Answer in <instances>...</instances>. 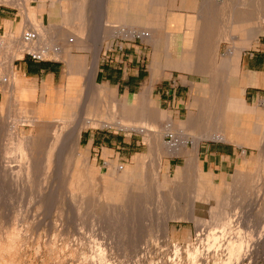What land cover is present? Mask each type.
Here are the masks:
<instances>
[{
    "label": "rangeland",
    "instance_id": "rangeland-1",
    "mask_svg": "<svg viewBox=\"0 0 264 264\" xmlns=\"http://www.w3.org/2000/svg\"><path fill=\"white\" fill-rule=\"evenodd\" d=\"M28 1L35 9L39 5L36 15V19L39 20L42 19L43 12L50 7L54 0L41 3L39 0ZM66 1L71 8L74 5L71 2L76 0H63L62 3L53 4V6L56 5L55 8L58 11L56 15L58 18L62 17V22H51L47 19V27L54 25L49 28L52 32L59 29V26H62L64 22L63 16L64 9H66ZM95 1L83 0L84 4H86V16L84 19L85 24H81L80 30L83 31L85 28L84 31H87L88 34L92 33L94 29L93 2ZM233 1L234 4L232 2L231 6H234L230 7V10L233 9L237 14H241L243 19L240 22L237 21V23L236 21L230 22L228 18L231 14L230 10L226 11L224 15L223 13L214 14V19L209 20H200L196 17V13L195 15L193 14L192 19L195 18L197 26L204 21L207 24V28L211 30L196 31L198 36H194L197 37L198 41L209 37L206 33L220 32L216 59L207 61L200 60L197 57V61L194 60L197 63L205 62L204 67L182 69L177 66H166L165 64L167 48L171 44L175 45L174 47L179 44L177 50L181 51L183 56L185 55L186 51L184 44L181 45V40H184L183 36H185L187 31H158L159 33L157 34L162 37V50L157 52L154 50L152 42L138 36L130 37L131 31H126L127 34L119 31V37L124 38L125 45L141 43L142 59L144 60L141 64L147 67L148 74L153 70L151 65H154L152 61H154L156 55L160 57V61L165 66L157 68L158 71H161L158 82L155 81L156 73L153 71L150 83L145 86L144 83L141 84L135 93L129 94L128 90L121 92L118 86L114 84L109 86L113 91L111 89H103L93 92L87 82V76L88 71L92 69L94 59H91L92 61L89 59V61L87 60L88 62L84 60L83 62L84 58L87 59V55L84 53L86 50L75 49L73 53L76 55L74 56L76 58L75 62L80 65L85 63L86 68L78 76V86L73 91V94L78 97L79 106L66 109L68 114L66 113L64 118L68 122L54 121L49 125L47 124V126H32L30 123H19L20 131L23 135H32L33 137H31L36 139L35 144L29 148H24L20 145L16 146L17 144L10 141V136L8 137L6 133L0 131V164H3L2 168L0 165V169H3L4 165L8 167L11 159L14 160L12 161L13 165V162L19 156L17 161L19 160L20 164L15 162L13 166H15L14 170L17 171L19 169L18 172L22 171L21 173L19 172L20 176H17L18 174L16 175V173L18 172H13L14 170H12V173L15 174V178L14 175H12V178V173L9 174L11 172L9 168L13 169L12 166L7 168L10 171L8 177L4 175L7 172L6 168L3 172L0 170V264H105L97 255L99 247L104 248L103 252H106V264H230V262H235L236 264H264V238L261 237L264 229V139H262V136H264V91H262L261 98L257 102L259 107L258 123H255L254 126V131L260 135V139L257 141L248 140L250 143L249 148L241 149L244 158L242 165L236 167L227 178L221 180L219 175L213 178V174L210 175L208 172H203L204 177L200 181L202 183L201 189L199 188L197 172L180 179V183H164L163 171H165V166L170 167L168 176L177 178L176 172L182 170L185 164V157L183 155H165L162 153V149L155 145L154 140L151 139V143L149 142V129H147V132H139L126 131L115 125L107 128L101 126L86 127L81 132L80 144L77 147L73 146V141L69 137L74 127L82 125L78 119L82 115L83 109L81 107L84 103H89L91 100L93 103L105 102L106 110L114 114L115 119H124L120 104L125 101L126 97L129 98L127 101L128 109L134 108L139 103L143 104L138 95L150 88L152 82L154 87L150 92L148 102L144 101L143 107L146 108V111H149L147 110L149 108L148 105L150 104V107L154 105L172 116L171 107L167 103L162 106L158 103L162 87H165L164 84L169 82H163L164 84L159 82H162L163 78L180 77V75H183V71L189 73L194 81L196 76H199L198 80L200 82L209 81V79L213 82L218 81L213 76L222 77L224 75H221V72L214 73L209 72V70L223 68L225 62H230L227 56L229 49L238 45L242 39L251 34V36L253 35V41L250 46L243 49L240 66L241 74H246L249 61L259 51H264V0ZM78 2H81V0H78ZM98 3H100V0H98ZM0 8L11 12L13 17L17 16L18 18L12 29L8 28L6 30L18 32H7L5 36H0V41H5L0 48V77L10 79L7 73V67L12 61L9 54L12 47L11 43H9V37L10 35L11 37L23 35L21 30L26 24V18L23 9L19 6L0 3ZM100 16L101 12L99 9L98 21ZM72 18L75 21H81V18L76 19L73 16ZM235 24L237 25L235 26ZM65 25L67 26V24ZM108 28L110 29L111 27L106 26V29ZM210 36H213V34ZM51 37L49 36L50 39H52ZM71 39H74V36H71ZM47 43L45 47H51L50 49L64 46V41L61 39H56L53 44ZM70 43L74 44L75 42ZM202 46L200 43L199 46H196V49L200 51ZM115 49L116 46L113 45L106 55L115 53ZM27 53L28 51L24 52L23 55L28 56L29 54ZM57 58L62 61L64 66L60 68L56 86L60 85L63 89L66 87V83H60L59 77L66 70L67 63L62 58ZM133 69L134 67H130L129 72L132 73ZM203 73L206 75L205 79L201 78ZM229 74L227 78H223L226 84L216 82L215 85L223 88L226 87L225 85L235 86L236 81L241 76L239 72L237 76L233 73ZM96 81L99 84H105L98 80ZM30 82L27 85L32 83ZM48 82L49 80L45 83ZM4 84H7V82ZM0 91L3 92V96L0 92L1 122L5 123L6 120L11 125L13 122L20 120L21 115L23 116H21V119L30 117V113H21V110L18 109L20 108L19 105H15L12 110L8 104L5 105L6 96L12 93L3 88H0ZM35 91V98L31 106L40 111V103L48 101L49 94L45 98H43L42 94L39 99L37 88ZM139 91L140 93H138ZM248 91L247 97L246 89L244 91L245 101L252 105L254 104V98L252 97L254 90L249 89ZM211 95V92L210 94L195 92L191 93L190 96L186 94L182 100V105L189 104V110L199 113V111H203L200 104L205 97H210ZM233 98L231 97L232 102L234 101ZM209 116L210 114L203 115L204 118ZM185 119L186 108L179 114L173 113L172 120L175 123ZM198 119L203 118L199 116ZM124 120H127V117ZM220 125L221 123H214L210 126H215L214 128H216ZM166 126H168L166 120H157L156 129L158 131L164 132ZM205 126L206 124H203L200 127L206 128L207 126ZM180 130L179 127H173L166 134H162V141L164 143L175 142L179 139L178 136L182 131ZM186 133L189 135L188 132ZM103 135L111 136V141H103V145L95 146L92 140H85L86 137H103ZM188 137L192 141V136L189 135ZM119 138L122 139L121 143L118 140ZM191 141H189L190 146L192 145ZM207 141L222 142L216 139H209L203 142L206 143ZM258 142L259 147L254 145ZM14 145L20 148L18 149L19 151L11 148ZM7 148H9L8 152H14L15 149L19 153L14 152L18 154L17 158L11 153L14 159L9 158V161L8 156L5 155ZM2 158L9 161L6 160L8 165ZM2 160L5 161V164ZM112 163L115 167L112 166ZM31 164L32 166H30ZM136 166L141 168V179H138L135 184L128 182L126 183L127 185L121 186V183H118L120 187H123L120 194L108 198L107 195L114 193L115 190L119 189V186L116 183L110 184L114 181L111 180V182L107 176L118 177L124 169L128 170ZM28 167H36L30 177H27ZM202 190L206 193H203ZM215 192L222 198L208 199L207 194L211 193L212 195ZM11 193L12 195H10ZM216 207L230 211L231 214L238 216L240 221L242 220L239 227L243 228L240 230L243 229L242 233L245 235L250 234L247 236L243 234L245 241H248L247 243L251 245H247L245 242L246 248L244 247V251L248 253L245 258H241L243 259L242 261L240 259L239 262H236L239 260L237 256L233 257L232 260L229 259L230 252H228L227 244L223 240L220 241L221 247L219 243V245L214 246L213 242H208L210 240L206 237V233H208V227H212L213 222H216L215 217L212 215V209ZM206 225L208 226L206 227ZM250 232H253V234ZM246 237L250 238L247 239ZM224 247L227 249L225 250ZM195 250L198 251L196 252ZM247 255L249 256L247 257Z\"/></svg>",
    "mask_w": 264,
    "mask_h": 264
},
{
    "label": "bare ground",
    "instance_id": "bare-ground-1",
    "mask_svg": "<svg viewBox=\"0 0 264 264\" xmlns=\"http://www.w3.org/2000/svg\"><path fill=\"white\" fill-rule=\"evenodd\" d=\"M62 1L63 0L52 1L50 7H48V9H50V12H52L53 14L56 15V13H58V11L55 8L56 5L53 6V4H56L58 2L62 3ZM39 2L40 3L44 2V0H39ZM104 2H105V0H100V3H99L100 6L98 5V11L100 9L101 16H100L99 21H98V26L96 25L97 27H96V31H94V36L92 38H90V37L82 36V30H80L81 24H85L84 19L86 16V9H85L86 4H84L83 0H81V2H78V0H76L75 2H71V4L74 3L73 7H71V8L69 7L70 5L67 4L68 2L66 1V4H65L66 9H64V16H63L64 22L62 23V26H59V29L54 30L55 32H52L51 30H49V28L53 27L54 25H51V27H47V25L43 22L42 19H39V20L36 19V15H37L39 5L37 6V9H35L33 6H31V4H29L28 0H0V3L16 5V6H19L20 8H22L23 12L25 14V18H26V24L21 30V32H22L21 34H23V35H20L19 37L16 35L11 37V35H10V37H9V39H10L9 43H11V45H12L9 54L11 55L12 61L7 67V73L10 76V79H5V78L0 77V88L1 89L3 88L4 90L6 89L8 92L10 91L12 93V94L10 93L11 95L6 96L5 105L8 104V106L10 107L11 110L14 108L15 105L16 106L19 105L20 108H18V109L21 110V113H23V114L30 113V117H25V118L21 119V116H22L21 115L20 120L13 122V124H11V125L9 124V122H6V120H5V123L3 121L2 122L0 121V131H3L4 133H6L8 135V137L10 136V139H11L10 141L13 142L14 144H17L16 146L20 145V146H23L24 148L25 147L29 148L32 145H34L36 142V139H33L32 135H23L21 133V131H20L21 128H20L19 123H30L32 126L33 125L47 126V124L49 125L54 121L55 122L66 121L64 118L65 114L67 113L66 109L68 107H69V109H71V108H75L76 106H79V104H78L79 102L77 101L78 97H76L73 94V91L78 86V82H79L78 76L84 72L86 67H85V65H80V64H77L75 62L76 58L72 54V48L73 47L85 48V47H89L92 45L94 48V62L92 64V69L90 71H88V76H87L88 77L87 82L89 83L91 91L95 92V91H99V90L101 91L103 89L104 90L105 89H111L106 84H99L96 81V71H97V67H98L99 55H100V51L102 49V43L104 41V38L107 37L106 35H109L110 37H115L119 33V31L116 32V31H112V30L111 31H104V27H103L104 23H105L104 22ZM232 2L234 4L233 0H204L202 10H203V12H205V14L202 17L205 20L206 19L209 20V19H214V14L223 13V15H224L226 13V11L228 12V10H230V7L234 6V5L231 6ZM200 11H201V9H200ZM229 12H231V14L228 17L230 22L236 21V23H237V21L240 22L243 20L241 14H237L233 9H231ZM59 15L61 16V14H59ZM72 16L76 17V19L81 18L80 19L81 21H79L80 23L78 21H75V19H73ZM179 23H177L176 26H173V28L182 29L181 28L182 27V21ZM65 24H67V26ZM153 25L154 24L149 23V25L147 26V29L145 31H131L130 37L140 36V37L144 38L145 40L152 42L156 47H161L162 37H159V35L157 34V33H159L158 31H152L154 29V28H152ZM236 25L237 24H235V26ZM115 26H117V25H115ZM206 26H207V24H205V27ZM196 27H197V25H196L195 18L194 19L191 18V19H189V21L186 22L187 32L185 33V36H183L184 37V40H183L184 48L186 51L185 55L183 56L182 59L171 60L170 65H174V66H177V67L182 68V69H190L191 66L195 64L197 67L200 68V67L205 66V62L197 63L196 62L197 57L200 60H207V61H214V59H216V57L218 55V37H219L220 32L212 33L213 36H210V35H212L211 33H206V35H208L209 37H207L206 39H202L201 41H198L197 37L194 36V35H197V32L195 31ZM122 29H125V27ZM136 30H138V29H136ZM24 31H29V32L35 33L36 39L31 40V41H27L25 36H24V33H23ZM124 34H127V33L125 32ZM160 35L163 36L162 34H160ZM49 36H52L54 39H50ZM71 36H74V39H71ZM167 36H168V34H167ZM56 39L57 40L61 39L64 41V46L61 48L57 47V48H55V50L58 52L57 57L63 58L67 63L66 70L64 71V73L62 75V80H61L62 82L66 83V87L62 89L60 86H56V84L54 83L52 78L49 79V82L44 84V87L42 90L43 98H45V96L47 94H49V98H48V101H46L44 103H40L41 105H40V108H39L40 111H39L38 109L32 108V106H31L33 103V100L35 98V92H36L35 89L37 88L36 83H31V84L27 85V83L24 80L18 78V72L15 70L13 62L16 58L22 57L24 52H26V51L41 54L43 57L46 56L45 54L51 48V47H45L48 44L47 42H50L51 44H53V43H55ZM71 41H75V44L74 45L71 44L70 43ZM252 41H253V35L251 36V34H249L246 38L242 39L238 45H235L231 49H229L227 56L230 59V62H225V64H224L225 66L223 68L209 70V72H214V73L221 72L220 74L224 75L222 77L213 76L214 78L218 79L217 83L226 84L223 81V78H227L230 75L229 73H233L235 76H237L238 71L240 69V60H241V54L243 52V49L247 46H250ZM0 42H1L0 43V48H1V46L5 43V41H3V42L0 41ZM195 43H196V46L197 45L199 46L200 43H201V45H203L202 48H200V51L198 49H196L197 47L195 46ZM197 43H199V44H197ZM219 45H221V44H219ZM53 52H55V51H53ZM194 60H196V61L194 62ZM207 66L209 67L208 64H207ZM157 70L158 69H154V73H157ZM246 78H247V76L245 75V79ZM5 82H7V84H4ZM246 84H247V80H246V82H244L242 85L239 86V90H240V88L245 87ZM225 86L226 87L223 88L221 86L215 85V83H214L212 85V88H211L207 84L202 85V88H203L205 94L206 93L210 94V92L212 93V95L210 97L209 96L205 97L203 102L200 104V107L203 108V111H199V113L190 111L188 118H186L184 121L176 122V123L172 120V116L170 115V113H165V112H163V110L158 109L154 105H151V107H150V104L148 105L149 108L147 110H149V111H146V108L143 107L144 101L148 102V99L150 97V92L152 91V89L154 87L153 82L151 83L150 88L146 89V91H144L138 95V98L141 100V102H143V104L139 103L140 105L137 104L134 108L128 109L127 108V106H128L127 101L129 99L128 97H126L125 101L120 104L122 107V113H123L122 116L124 117V119L127 117V120L115 119V117H114L115 115L111 114L110 112H108L106 110L105 102H94L93 103L91 100V102H89V103L88 102L84 103L82 105V107L80 106L83 109V111L81 113L82 117L80 116V118L78 120L82 123V125L80 127H77V126L74 127L69 137L73 141V146L77 147L80 144L79 141H80V137H81V132L86 127L94 128V127L101 126V127L107 128V127H111L112 125H115V126H118L119 128L126 130V131H139V132H147V129H149V131H148L149 138H150L149 142L151 143V139L154 140L156 143L155 145H158L162 149V153H164L165 155L166 154H168V155H183L185 157V164H184L182 170L176 172L177 178L169 177L168 176V170L170 169V167L165 166V168H164L165 171H163L164 172V175H163L164 183H167V182L178 183L180 179L186 178L187 176H189L193 172H197L198 173L197 177L199 178V184H200L199 188L201 189L202 183H200V181H202V179L204 177V173L199 169V155L198 154H199V146L203 140H208V139L229 140V141L233 140L238 145H242L243 147L247 148V146L250 145L248 140L257 141L258 139H260V135H258L257 132L254 131L255 120L253 118L252 107L247 106L243 102V98L240 97V94L238 93L237 89H234L235 86H232V85H225ZM111 91H113V89H111ZM231 97H234L233 102L231 101ZM71 113H69V114H71ZM6 114H8V113H6ZM207 114H210V116L207 118L206 117L204 118L203 115H207ZM199 116H201L203 119H198ZM11 118H12V116H11ZM163 119L167 121L168 126L165 127L164 132H160L156 129L157 120H163ZM0 120H1V118H0ZM125 121L126 122L128 121V122L126 123ZM66 122H68V121H66ZM66 122H64V123H66ZM135 123H137V124H135ZM214 123L215 124L221 123V125L216 127V128H214L215 126L214 127L210 126L211 124H214ZM203 124H206L207 127L206 126H205L206 128L200 127ZM173 127H175V128L179 127V130L180 129L182 130V131L180 130L181 133L179 132L180 133V135L178 136L179 139L173 143H164L162 141V134L163 135L166 134L167 131H169ZM231 129L233 131L229 132V130H231ZM54 130H56V129H54ZM185 131L188 132L190 136H192V138H191L192 141L189 139V137H188L189 135ZM190 131H192V132H190ZM53 132H55V131H53ZM262 139H264V136H262ZM189 141L192 142L191 146H190ZM254 145L259 147V142L254 144ZM11 148L12 149L15 148V149H17V151H19L18 149H20L19 147L18 148L15 147V145H14V147H11ZM8 149L9 148L6 149L7 150L6 152L8 154L5 152L6 153L5 155L8 156L7 157L8 160H9V158L14 159L13 155H15V158H17V155L19 153L16 152L15 149H14V152H16L18 154L14 153L13 151L8 152ZM9 153H10V155H11V153L13 155H11V157H10ZM244 154H245V150H244ZM25 157H27V156L25 155ZM18 158H19V156H18ZM2 159H4V158H2ZM17 159L15 160V162H17V164H20L18 162L19 160L17 161ZM4 160L6 161L7 159H4ZM5 161L2 160L3 163ZM7 161L5 163H7ZM12 161H14V160L11 159V162H9V165L7 163L8 167H6V165H4L5 167L3 166L4 168L0 169L3 172V170L6 168L5 170H7V172L6 173L4 172L5 173L4 175H6L7 177H8V173L11 171L9 173V174H11L12 170H14V168H15V166H13L15 164V162H13L14 164L12 165ZM157 161H158V159H157ZM10 163H11V165H10ZM248 163H249V161H248ZM38 164H39V162H38ZM2 165H1V168H2ZM10 166H12L13 169H11ZM30 166H32V164ZM112 166L115 167V165L113 163H112ZM36 167H34V168H36ZM7 168H9L10 171ZM34 168L33 167L27 168V169H29V170H27L28 171L27 177H30L31 173H34V171H35ZM18 170L19 169H17V171L14 170L13 172H18ZM20 170H22V169L20 168ZM19 172L21 173L22 171H19ZM19 172L16 173V175L18 174L17 176H20ZM25 173H26V171H25ZM110 174L112 175V173H110ZM12 175H14V178H15V174L12 173L11 176ZM141 175H142L141 168H139L138 166L132 167L128 170L124 169L118 177H112V176L108 175L107 177L110 179V181L111 180L114 181V182L111 181L112 183H110V184L116 183L119 186L118 190H115L114 193H110L109 195H107L108 198H112L113 195L118 196L121 192V188H123V187H120V185L123 186L124 184H126L128 182H132L135 184L138 179H141V177H142ZM11 176L9 175V177H11ZM12 178H13V176H12ZM16 178H18V177H16ZM242 178H244V177H242ZM118 183H121V184L119 185ZM140 184H142V183H140ZM112 187H114V186H112ZM129 187H131V186H129ZM202 192L206 193L204 190H202ZM202 192H200V193L202 194ZM127 193H129V192H127ZM10 195H12V193ZM207 196H208V199L222 198V197H220L219 194H217V192L213 193L212 195H211V193H208ZM224 196H226V195H224ZM125 199H127V198H125ZM212 215L215 217L216 222H213L214 224H212V227L209 225L211 228L208 227L209 228L208 230L206 228V230L208 232V233L205 232L207 234L206 237L209 238V240H210L208 242H210V243L213 242L214 246L220 244V247H221L220 241L223 240V242L227 244V247L229 249L228 252H230L231 258L228 256L229 254L227 255V257H229V259L232 260L233 257L237 256L239 258V260L237 259L238 261H236V260L235 261L239 262L240 259L245 258L246 254L248 253V252L246 253L244 251L245 250L244 247L246 248V245H245L246 241L243 238V236L245 234L242 233L243 229L240 230L243 227H241V228L239 227L240 222L242 220L240 221V218L238 216L231 214L230 211H226V210H223V209H220L217 207L212 209ZM204 226H203V228H204ZM207 226L208 225H206V227ZM203 228H202V231H203ZM204 230H205V228H204ZM245 232H247V231L245 230ZM250 233L253 234V232H250ZM247 235H250V234H247ZM247 235H245V236H247ZM258 235H259V233H258ZM261 237L264 238V229L262 230ZM248 238H250V237H248ZM223 242H222V244H224ZM249 242H250V240H249ZM249 244L250 243H247V245H249ZM251 247H253V246H251ZM215 248H217V247H215ZM98 249L100 251V252L99 251L97 252L99 259L103 263L106 264L107 263V257H106L107 255H105L106 252L105 253L103 252L104 248L99 247ZM226 249L227 248H225V250ZM248 249H250V248L248 247ZM247 251H250V250H247ZM248 256L249 255H247V257ZM242 260L243 259H241V261ZM231 263L232 262H230V264ZM234 263L235 262H233L232 264H234Z\"/></svg>",
    "mask_w": 264,
    "mask_h": 264
},
{
    "label": "crops",
    "instance_id": "crops-1",
    "mask_svg": "<svg viewBox=\"0 0 264 264\" xmlns=\"http://www.w3.org/2000/svg\"><path fill=\"white\" fill-rule=\"evenodd\" d=\"M48 1L49 0H44V2H48ZM93 3H94L93 6L94 29L90 34H88L87 31H84L85 28L82 31L83 36L90 38L94 36V31H96V27L98 26L99 3L98 0H96ZM203 4H204V0H105L104 2L105 23L103 26L104 31H111V30L122 31V32H126V30L145 31L149 23L154 24L152 26V28H154L152 31H183V30L187 31L186 22L189 21V19L193 18L195 13L198 19L205 20L202 17L205 14V12H203L202 10ZM17 19H18L17 16L13 17V14L11 12L0 8V36H5L7 32H18V31H6L8 28L12 29ZM47 19L51 22L52 21H58L59 23L62 22V17L58 18L57 15L50 12V9H47L42 14V20L45 24ZM181 21H182V27H181L182 29L173 28V26H176L177 23ZM205 24L206 23H204V21L200 23V25H198L195 28V31H211L210 29L207 28V26L205 27ZM115 25H117L118 27ZM106 26H110L111 28L106 29ZM124 27L125 29H122ZM106 36L107 37L104 38V41L102 43L103 46L98 61L96 80L105 83L108 87L111 86V84L117 85L119 91L121 92L128 90L129 94L135 93L136 89H138L141 84L144 83L145 86L150 83V80L153 77L154 69H157L159 67L161 68L165 66V64L166 66L176 67L174 65H170V61L179 60L183 58V54L181 53V51L179 52L177 50L179 44L177 46V44L173 42L174 44H176L177 47H174L175 45L171 44L167 48V54L165 59L166 63L163 64V62L160 61V57L156 55L154 61H152L154 65H151L153 70L150 71V73L148 74L147 67L141 64V62H144V60L142 59L143 51L140 42L138 44L135 43L127 46L124 43V38L119 37L120 33L117 34V36L115 37H110L109 35ZM52 39L54 38L52 37ZM71 42H75V41H71ZM182 44H184L183 39L181 40V45ZM113 45L116 46L115 53L111 55H106L108 50ZM153 47L156 52L162 50L161 49L162 46L156 47L154 45ZM75 49L86 50L84 53H86L87 59L84 58L83 62L84 60L86 62L87 60L89 61V59L90 60L94 59V48L92 45L89 46V48H83V49L73 47L72 54L74 53ZM53 51H55L56 53ZM57 53L58 52L53 48L47 51V53L45 54L46 56H44V60L42 61H36L29 55L28 56L23 55L22 57L16 58L13 62L14 68L18 72L20 79L24 80L26 83H29L30 80L32 83H36L37 95L39 99L42 97L43 94L42 90L45 82L52 78L54 83L56 84V79L60 74V68L64 66L62 64V61L59 58H57L58 55ZM263 54L264 51L261 50L257 54H255V57L251 59V61H249L246 70L247 73L245 74L247 76L246 79H245V75L241 74L239 69L238 72L241 77H239L238 81H236L237 83L235 84L234 87V89H237L238 93L240 94V97L243 98L244 103L247 106L252 107L253 118L255 120V123H258L259 107L257 102L261 98V94L263 93L262 91H264V55ZM241 62H242V54H241L240 66H241ZM130 67H134L132 73L129 72ZM191 67L193 68L197 66L194 64ZM62 75H60L59 77L60 83L62 82L61 81ZM160 75H161V71L157 70L155 81L158 82V77H160ZM198 77L199 76H196V80L194 81L192 80V76L189 73L183 71V75H180V77H176V78L173 77L172 79L170 77L166 79L163 78L162 82L159 83H163L167 81L169 83L167 84L163 83L165 87H162L160 99L158 102L159 105L162 106L167 103L172 109V110L170 109L172 116L173 113L179 114L181 113L182 110H184V108H186V118H187L191 110H189L190 109L189 104L182 105L183 104L182 100L184 99V96L186 94L190 96L191 93L193 94L195 92H204L202 85L207 84L212 88L211 85L217 82V81L213 82L211 81V79H209V81L204 80V82L203 81L200 82L198 80ZM201 78L205 79L206 75L203 73ZM246 80H247L246 86L240 88L239 90V86L242 85L244 82H246ZM245 89L247 91L246 97L249 94L248 91L249 89L254 90L253 92L254 95H252V97L254 98V104L250 105L248 102L246 103L244 97ZM140 91L138 93H140ZM0 92L3 96V92L2 91ZM232 131H233L232 129L229 130V132ZM85 140L87 141L92 140V143L95 144V146H99V145H103L102 144L103 141L104 142L111 141V136L103 135V137L102 136L99 137L96 136L90 138L86 137ZM118 140L121 143L122 139L119 138ZM218 141H222V142H216V141H207L206 143L201 142L199 146V151L200 150L201 151L198 154L199 168L202 172H208L210 175L213 174V178L219 175L222 180L224 178H227L228 175L236 169V167L242 165L244 158H243V151L241 152V149L245 147H243L242 145H238L233 140L231 141L218 140ZM247 148L249 147L247 146Z\"/></svg>",
    "mask_w": 264,
    "mask_h": 264
},
{
    "label": "built area",
    "instance_id": "built-area-1",
    "mask_svg": "<svg viewBox=\"0 0 264 264\" xmlns=\"http://www.w3.org/2000/svg\"><path fill=\"white\" fill-rule=\"evenodd\" d=\"M24 36H25L27 41H31V40L36 39V34L33 32L26 31V33H24ZM138 37H140V36H138ZM27 54H29V56H31L36 61L44 60V57L41 54H38L35 52H28Z\"/></svg>",
    "mask_w": 264,
    "mask_h": 264
}]
</instances>
